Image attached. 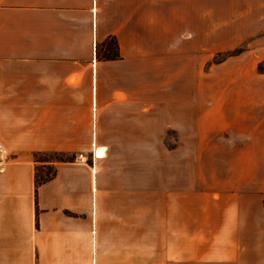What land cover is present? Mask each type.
<instances>
[{
    "label": "crops",
    "instance_id": "0c3cea01",
    "mask_svg": "<svg viewBox=\"0 0 264 264\" xmlns=\"http://www.w3.org/2000/svg\"><path fill=\"white\" fill-rule=\"evenodd\" d=\"M218 2L217 16L231 19L225 52L254 36L230 29L264 17V0ZM210 10L208 0H0V144L10 155L0 264H264V232H242L245 213L264 214V112L245 113L242 133L222 129L250 139L253 157L220 163L219 185L198 200L189 166L178 183L175 155L161 147L176 129L167 115L177 68L191 65L193 40L208 49ZM108 40L116 58L105 56ZM247 48L235 59L258 49L264 60V36ZM39 153L74 160L53 163L37 185Z\"/></svg>",
    "mask_w": 264,
    "mask_h": 264
},
{
    "label": "rangeland",
    "instance_id": "374dc122",
    "mask_svg": "<svg viewBox=\"0 0 264 264\" xmlns=\"http://www.w3.org/2000/svg\"><path fill=\"white\" fill-rule=\"evenodd\" d=\"M208 3L212 11L208 19L209 31H212L209 33L208 49L199 50L198 39L193 40L190 46L191 65L185 68L179 66L180 70L177 68L181 76L175 85V112L167 115L171 121L175 120L176 129L168 128L164 135L161 134L160 140L163 141L161 147L175 155L177 182L183 179L185 164L186 167L189 166L188 178L193 200H198L194 195L195 191L208 185L214 188L219 185L216 170L220 168V163L229 167L234 159L246 160L252 154L249 150L253 144L249 142L250 139L236 141L235 137L222 132V129L234 128L242 133L246 128L245 113L264 112V74L258 72L257 68L263 62L264 69V60H257L259 50L251 49L248 56L235 59L248 51L247 46L254 37L264 36V17L241 16L233 19L236 23L230 31L238 36L248 33H253L254 36L235 49L220 52L217 47L221 45L226 29L222 27L228 26L231 19L217 16L216 11L221 5L218 0H208ZM106 47L112 48L113 42L108 40ZM247 57L252 59L249 61ZM253 59L255 64H251ZM64 157L70 158L69 155ZM36 159L54 160L48 156H37ZM53 167V163L42 162L38 169L41 173L52 171ZM222 186L221 189H233L229 184ZM236 188L233 191L237 192ZM216 196L217 194L214 195ZM246 199L252 201V197ZM261 204L264 207V198ZM245 223L242 232H264V214L250 213L247 216L245 213Z\"/></svg>",
    "mask_w": 264,
    "mask_h": 264
},
{
    "label": "trees",
    "instance_id": "16d2710c",
    "mask_svg": "<svg viewBox=\"0 0 264 264\" xmlns=\"http://www.w3.org/2000/svg\"><path fill=\"white\" fill-rule=\"evenodd\" d=\"M113 42V47L112 48H108V54H106L105 56L107 58H116L117 57V52L115 51V43L113 40H111ZM263 63V62H262ZM262 63H260L258 65V72L264 74V69L262 68ZM37 156H48V158L50 159H54V160H37L38 162H44V163H56V162H68V161H73L74 157L70 156V158H65L63 154L61 153H39L35 155V158H37ZM55 175V170L53 167L52 171H48V172H39L38 167L35 170V183L37 185L42 184L48 180H50L53 176Z\"/></svg>",
    "mask_w": 264,
    "mask_h": 264
},
{
    "label": "built area",
    "instance_id": "2783aa9c",
    "mask_svg": "<svg viewBox=\"0 0 264 264\" xmlns=\"http://www.w3.org/2000/svg\"><path fill=\"white\" fill-rule=\"evenodd\" d=\"M8 162L9 153L6 148L0 144V173H3L6 170Z\"/></svg>",
    "mask_w": 264,
    "mask_h": 264
}]
</instances>
